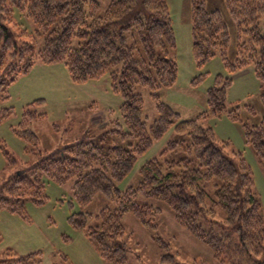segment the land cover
Segmentation results:
<instances>
[{"label":"trees","instance_id":"trees-1","mask_svg":"<svg viewBox=\"0 0 264 264\" xmlns=\"http://www.w3.org/2000/svg\"><path fill=\"white\" fill-rule=\"evenodd\" d=\"M104 3L107 7L102 14ZM224 3L237 29V58H228L231 38L221 12L208 11L206 0H192L196 62L202 66L219 55L231 74L253 67L262 83L264 107V0ZM16 10L32 21V33L16 22ZM175 49L168 0H0V102L8 99V87L37 64L58 63L65 64L76 84L109 75L114 92L123 98L121 120L114 129L54 154H41L38 136L28 129L30 122L44 116L36 108L44 107L46 101L38 99L29 104L14 132L38 159L10 176L0 175V212L7 209L26 219V200L37 205L47 200L43 177L59 186L72 181L79 206H89L100 194L116 205L103 209L93 224L83 213L69 218L72 227L85 232L107 263H128L123 226L126 214L132 213L147 229L159 228L162 210L137 203L144 198L169 207L177 224L206 245L217 263L264 264V219L251 168L240 152L228 154V143L220 142L214 130L201 123L225 114L242 123L247 142L264 166V120L249 126L242 122L239 108L227 110L233 81L222 75L208 91V111L196 120L181 119L157 94L176 85ZM138 87L150 88L156 102L158 118L149 129L144 99L136 93ZM15 114L13 108L2 109L0 124ZM172 129L186 139L170 142L160 158L144 164L137 187L120 190L117 183L131 174L138 158ZM108 140L112 145L107 146ZM2 149L9 163L15 165L11 154L4 146ZM178 150L186 157L166 159ZM213 181L215 191L209 203L204 185ZM218 211L224 213V220L215 219ZM2 240L0 233V243ZM156 241L163 251L157 264H186L177 261L169 244ZM63 259L68 260L66 256ZM0 264H42V253L22 256L8 249Z\"/></svg>","mask_w":264,"mask_h":264},{"label":"rangeland","instance_id":"rangeland-1","mask_svg":"<svg viewBox=\"0 0 264 264\" xmlns=\"http://www.w3.org/2000/svg\"><path fill=\"white\" fill-rule=\"evenodd\" d=\"M107 3L101 8L106 10ZM169 12L176 38L175 57L178 65V78L172 88L160 89L157 94L160 100L169 105L183 120H196L208 111V91L216 83L219 75L232 79L227 96V110L240 109L242 122L249 126H258L264 120V107L261 102L262 83L256 76L253 67H248L236 74H231L221 57L217 55L199 66L193 53L192 36V0H168ZM208 11H220L231 38L228 58H237V29L226 9L224 0H206ZM16 22L30 34L34 25L25 14L16 10ZM196 79L199 81L195 82ZM136 93L144 99V118L149 129L158 118L156 102L150 88L138 87ZM8 99L0 102L2 109L13 108L15 116L0 124V175L10 176L17 168L34 164L38 157L29 152V146L15 132L14 128L22 120L24 109L38 99H44L46 105L36 108L44 114L28 124V129L39 138L38 151L41 154H54L80 141L96 138L114 129L121 120V95L114 92L109 75L99 80L76 84L71 80L68 68L64 63L37 64L30 72L20 77L7 89ZM251 110L253 112H251ZM204 127L214 130L220 142L228 143L226 152L231 156L241 153L251 168L254 188L260 203V213L264 219V166L247 142L242 123H235L227 114L221 117L211 116L201 122ZM114 139L113 135L109 136ZM170 130L162 139L138 158L131 174L117 183L120 190L137 187L141 181L140 169L148 161L160 158L163 151L172 141L184 140ZM117 140V139H116ZM119 142V141H118ZM107 146L112 145L108 140ZM2 146L16 161L11 165L5 156ZM186 154L181 150L171 152L167 160H179ZM46 183L47 200L37 205L25 201L27 218L13 214L7 209L0 212V260L6 250L11 249L19 255L42 253V264H110L102 259L89 241L83 230L72 227L69 218L73 214L83 213L93 224L95 216L103 209L116 208L112 201L103 195L95 197L87 207L77 204L73 185L70 181L63 186ZM216 181L205 184L209 203L213 197ZM137 203L150 204L162 210L158 218L159 228H145L132 213L123 218L125 229L124 243L128 249L127 264H157L163 255L156 239L170 245L171 253L178 262L186 264H219L213 252L203 243L192 237L175 220V213L165 204L152 199L140 198ZM223 212L218 211L217 221L224 220ZM67 257V261L63 257Z\"/></svg>","mask_w":264,"mask_h":264}]
</instances>
